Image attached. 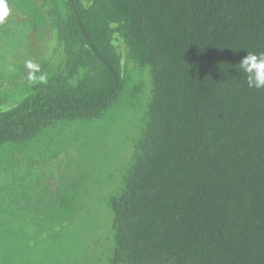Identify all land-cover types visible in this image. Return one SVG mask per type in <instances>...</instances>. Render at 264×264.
I'll return each instance as SVG.
<instances>
[{"label":"trees","instance_id":"1","mask_svg":"<svg viewBox=\"0 0 264 264\" xmlns=\"http://www.w3.org/2000/svg\"><path fill=\"white\" fill-rule=\"evenodd\" d=\"M35 1L48 8L45 31H56L62 62L11 107L0 104V174L28 190L51 182L53 165L63 186L52 199L42 184L36 207L1 188L0 264L11 261V220L77 219L94 203L78 196L84 176L70 175L88 167L101 135L59 128L118 106L126 77L144 66L143 121L118 188L100 201L112 241L105 263L264 264V89L248 88L238 67L247 51L264 52V0ZM10 5L0 0V12Z\"/></svg>","mask_w":264,"mask_h":264},{"label":"rangeland","instance_id":"2","mask_svg":"<svg viewBox=\"0 0 264 264\" xmlns=\"http://www.w3.org/2000/svg\"><path fill=\"white\" fill-rule=\"evenodd\" d=\"M13 1H17L18 11L10 5L6 14L0 12V104L3 109L27 95L30 81L37 82L57 69L63 56L56 31L53 30L54 35L49 27L45 31L47 23H51L48 8L40 7L35 0ZM120 40V45L127 49ZM121 56L122 65H125L126 54ZM125 81L128 88L123 90L122 100L104 116L78 121L79 124L72 126L64 122L59 128L62 132L74 129L72 136L76 139H89L87 134L101 135V146L91 161L89 154L88 167L70 175L75 180L84 176L82 185L77 188L78 196L84 202L94 203H90L87 211L82 209L84 212L77 219L52 220L49 214L42 212L39 219L11 220L16 227L6 236L9 264H106L109 245L108 240L105 244L104 240L109 226L107 211L100 201L106 196L105 192L118 188L126 152L139 133L150 92L149 67L135 68ZM17 179L19 183L20 178ZM42 181L39 180L41 185ZM8 182L11 186L17 183L14 177L8 178L1 172L0 190L7 189ZM28 192L39 196L32 189ZM6 206V197L0 191V208ZM25 215L22 213L21 217ZM0 216L8 218L5 211L0 212Z\"/></svg>","mask_w":264,"mask_h":264},{"label":"clouds","instance_id":"3","mask_svg":"<svg viewBox=\"0 0 264 264\" xmlns=\"http://www.w3.org/2000/svg\"><path fill=\"white\" fill-rule=\"evenodd\" d=\"M4 12L6 14V9ZM238 67L244 74L248 88L264 89V52L247 51V55L239 61Z\"/></svg>","mask_w":264,"mask_h":264},{"label":"crops","instance_id":"4","mask_svg":"<svg viewBox=\"0 0 264 264\" xmlns=\"http://www.w3.org/2000/svg\"><path fill=\"white\" fill-rule=\"evenodd\" d=\"M75 163L78 165L77 161ZM75 163L73 164L74 167L77 166ZM44 169L47 170V171L44 170V172H47V173L49 172V170L50 171L53 170L54 172H56V174H54V179L51 182L46 181V182H43L42 184H44L46 187L49 186V187L52 188V190H51V197H49V198H52V199L58 198V194L60 193V189L62 188L61 187V184H62V182H61V178H62L61 175H62L63 169H60L58 166L56 167V166H53V165H47ZM76 169H74V170H76ZM43 175L45 176V174H43ZM8 181L10 182L12 180L9 179ZM15 181L18 183V179H15ZM9 182H8V187H11V185L9 184ZM17 183L13 182V186L12 187H15V188H17L18 191H21L22 192L21 193L22 195L25 194L28 197L27 202H31V204L33 205V207H36V202L35 201H37L38 198H41L40 197V194H41L40 191H41V188L43 187V185H40V184L36 183L35 181H32L31 182L30 189H32L33 192H38V194H39V196H34L33 197L32 194L28 192V190H30V189H28V190L25 189L24 190V187H20L19 185H17ZM62 186H63V184H62ZM32 200H33L35 206L32 203Z\"/></svg>","mask_w":264,"mask_h":264}]
</instances>
